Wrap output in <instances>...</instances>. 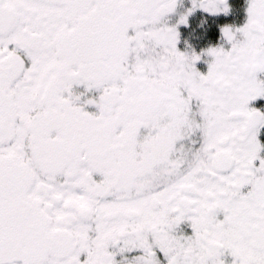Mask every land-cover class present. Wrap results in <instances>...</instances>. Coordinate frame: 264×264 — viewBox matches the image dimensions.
I'll return each mask as SVG.
<instances>
[{"label":"snow or ice","instance_id":"obj_1","mask_svg":"<svg viewBox=\"0 0 264 264\" xmlns=\"http://www.w3.org/2000/svg\"><path fill=\"white\" fill-rule=\"evenodd\" d=\"M0 264H264V0H0Z\"/></svg>","mask_w":264,"mask_h":264}]
</instances>
